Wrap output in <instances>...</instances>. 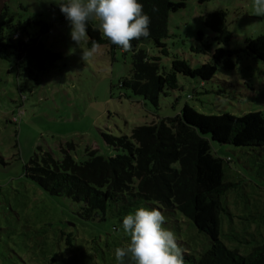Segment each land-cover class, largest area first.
<instances>
[{
	"label": "rangeland",
	"instance_id": "obj_1",
	"mask_svg": "<svg viewBox=\"0 0 264 264\" xmlns=\"http://www.w3.org/2000/svg\"><path fill=\"white\" fill-rule=\"evenodd\" d=\"M6 6L15 23L27 21L29 32L39 31L45 45L60 51L63 58L39 71L19 65L14 57H0V264H118L115 249L130 242L123 222L111 212L105 217H81L82 202L50 194L26 175L30 157L40 149L50 150L57 159L67 150L77 161L89 157L86 148L106 157L115 155L102 132L130 135L137 125L175 116L185 103L207 114L241 115L255 110L264 114V63L243 55L234 69L219 67L207 81L177 72L178 87L162 94L155 106L120 84L131 74L132 52L119 47L111 52L107 43H101L85 64L82 49L71 39L69 22L54 0H4L1 10ZM221 9L226 10L234 34L228 47H240L246 37L264 33V16L253 14L252 0H187L184 7L169 13L168 35L163 39L168 54L152 41H144L141 47L160 56L161 71H170L175 57L196 67L210 59L207 43L213 48L219 45L204 18ZM39 21L47 24L45 32ZM99 35L89 27V39ZM217 146L220 155L231 157L230 166L236 171H232L236 184L230 192L259 200L247 205L231 200L232 216L224 215L222 233L226 235L221 237L227 245L251 246L253 241H233L231 234L262 209L264 163L253 161L238 147L214 143ZM250 170L262 177L251 175ZM140 207L155 206L148 202ZM163 213L164 227L175 233L187 254H199L210 245L207 235L181 212ZM254 221L252 226L258 218ZM184 260L193 264L185 256Z\"/></svg>",
	"mask_w": 264,
	"mask_h": 264
},
{
	"label": "trees",
	"instance_id": "obj_2",
	"mask_svg": "<svg viewBox=\"0 0 264 264\" xmlns=\"http://www.w3.org/2000/svg\"><path fill=\"white\" fill-rule=\"evenodd\" d=\"M186 1L140 0L144 12L151 18L150 35L133 41L131 51L123 50L132 52V69L130 76L120 84L155 106L162 94H169L178 87L177 72L207 81L215 76L219 67L234 69L243 55L264 63V33L246 37L240 47H228L234 34L228 27L226 10L221 9L207 13L204 18L219 44L216 48L210 43L205 45L210 59L193 67L186 59L175 57L172 69L161 71L160 56L149 54L141 44L152 41L168 54L163 39L168 35L169 13L184 7ZM39 22L44 25L41 31L45 32L47 24ZM27 25V21L15 23L7 6L0 11V57H14L19 65L44 71L63 55L47 47L39 31L29 32ZM198 34L203 36L200 30ZM92 40L107 43L111 52L118 47L101 35L89 39V46ZM102 136L117 151L115 155L106 157L96 149L86 148L89 157L77 161L67 150L57 159L50 150L40 149L26 163L25 173L50 194L82 202L79 214L86 219L105 217L111 212L123 222L127 214L148 202L170 215L181 212L207 235L210 244L199 254L185 251L184 256L193 264H264V202L259 215H252L245 227L231 234L233 241H253L254 244L240 247L232 243L234 246H231L221 237L226 235L222 233L224 215L232 216L228 205L231 200L236 204L240 201V205L242 202L247 205L251 200L259 203V200L253 197L246 200L230 192L236 184L232 179L236 172L230 166L232 159L220 155L218 146L214 147V143L232 145L248 153L253 161L264 163L261 110L241 115L207 114L185 103L175 116L137 125L130 135L102 132ZM68 145L73 147V143ZM232 150L236 152L235 148ZM238 160L243 162L244 159L238 157ZM0 161H3L1 156ZM250 174L260 176L253 170ZM256 218L258 224L252 226Z\"/></svg>",
	"mask_w": 264,
	"mask_h": 264
},
{
	"label": "clouds",
	"instance_id": "obj_3",
	"mask_svg": "<svg viewBox=\"0 0 264 264\" xmlns=\"http://www.w3.org/2000/svg\"><path fill=\"white\" fill-rule=\"evenodd\" d=\"M71 27L70 36L81 49V60L90 63L99 48L89 27L124 51L132 42L150 35L151 18L140 0H54ZM253 14L264 16V0H252ZM166 217L159 208L140 207L123 218V232L130 237L126 246L115 249L118 264H185V249L175 233L164 227Z\"/></svg>",
	"mask_w": 264,
	"mask_h": 264
},
{
	"label": "water",
	"instance_id": "obj_4",
	"mask_svg": "<svg viewBox=\"0 0 264 264\" xmlns=\"http://www.w3.org/2000/svg\"><path fill=\"white\" fill-rule=\"evenodd\" d=\"M3 3H4V0H0V10H1L2 6H3Z\"/></svg>",
	"mask_w": 264,
	"mask_h": 264
}]
</instances>
